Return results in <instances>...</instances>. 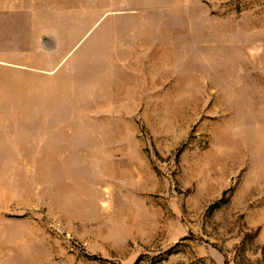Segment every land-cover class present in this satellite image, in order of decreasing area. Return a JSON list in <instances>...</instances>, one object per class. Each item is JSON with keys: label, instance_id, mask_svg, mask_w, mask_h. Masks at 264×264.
Instances as JSON below:
<instances>
[{"label": "rangeland", "instance_id": "1", "mask_svg": "<svg viewBox=\"0 0 264 264\" xmlns=\"http://www.w3.org/2000/svg\"><path fill=\"white\" fill-rule=\"evenodd\" d=\"M0 14V264H264V0Z\"/></svg>", "mask_w": 264, "mask_h": 264}, {"label": "crops", "instance_id": "2", "mask_svg": "<svg viewBox=\"0 0 264 264\" xmlns=\"http://www.w3.org/2000/svg\"><path fill=\"white\" fill-rule=\"evenodd\" d=\"M0 22H17L13 18H4L3 14H0ZM2 120H0L1 122ZM0 131H1V126H0Z\"/></svg>", "mask_w": 264, "mask_h": 264}]
</instances>
